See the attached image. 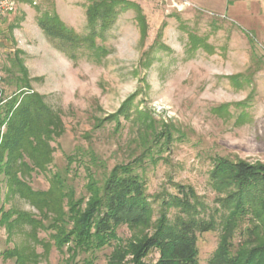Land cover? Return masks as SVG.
<instances>
[{
  "label": "rangeland",
  "instance_id": "1",
  "mask_svg": "<svg viewBox=\"0 0 264 264\" xmlns=\"http://www.w3.org/2000/svg\"><path fill=\"white\" fill-rule=\"evenodd\" d=\"M132 2L145 16V39L136 9L128 8L96 40L106 53L97 56L86 48L77 60L56 47L39 18L45 12L58 14L84 34L88 0H17L15 10L0 18L2 96L10 99L21 91L43 95L65 129L50 141L46 169L18 178L37 191L62 185L76 199L87 198L90 175L102 183L114 166L132 162L146 148L151 156L137 163L135 171L149 194L173 193L175 183L191 185L213 204L217 194L210 172L216 159L264 163V50L211 12L179 10L161 0ZM145 114L152 117L154 129L142 128ZM163 129L172 138L161 143L162 137L155 144ZM63 202L68 210L67 198ZM7 212L12 213L10 221L28 213L40 222L37 227L16 223L11 228L1 222ZM56 215L45 216L0 174V264H18L16 257L7 256L14 249L24 255V264H109L113 245L80 252L74 259L67 245L58 249L52 237ZM247 226L244 220L235 245ZM117 232L122 241L133 235L126 225ZM220 235V229L199 234V264L209 263ZM158 256L152 250L146 261Z\"/></svg>",
  "mask_w": 264,
  "mask_h": 264
},
{
  "label": "trees",
  "instance_id": "2",
  "mask_svg": "<svg viewBox=\"0 0 264 264\" xmlns=\"http://www.w3.org/2000/svg\"><path fill=\"white\" fill-rule=\"evenodd\" d=\"M88 1L84 34L68 27L58 14L45 12L39 18L44 33L69 59L77 60L79 52L86 48L97 56L106 53L96 40L104 37L119 13L128 8L136 9L145 39L147 23L137 3ZM122 114L127 117L128 112ZM140 121L144 130L154 129L152 117L146 115ZM2 127L5 131L0 132V174L8 176L19 194L45 216L49 212L57 214L52 237L58 249L67 245L71 258L113 245L109 264H199V234L220 229L219 245L208 264H264L263 162L216 159L210 184L217 195L210 204L191 185L175 183L173 193L164 190L149 194L143 177L135 171L137 163L142 164L145 157L151 156L152 150L145 148L132 162L114 166L102 183L90 175L88 197L76 199L75 193L64 192L62 185L37 191L24 178H18L19 174L26 177L33 170L46 169L51 161L50 141L65 130L60 114L50 108L43 95L21 91L6 99L0 90ZM162 137L161 143H166L172 138L171 132L163 129L156 134L154 143ZM65 198L68 210L64 207ZM11 217L12 213L7 212L1 222L11 228L16 223L37 227L40 222L28 213H19L14 221H10ZM244 220L248 226L235 245L233 240ZM122 225L133 232L127 241L118 236ZM152 250H157L159 256L147 262ZM7 256L24 264V255L18 249L9 251Z\"/></svg>",
  "mask_w": 264,
  "mask_h": 264
},
{
  "label": "crops",
  "instance_id": "3",
  "mask_svg": "<svg viewBox=\"0 0 264 264\" xmlns=\"http://www.w3.org/2000/svg\"><path fill=\"white\" fill-rule=\"evenodd\" d=\"M148 4L156 0H131ZM198 9L221 16L250 35L264 50V0H187Z\"/></svg>",
  "mask_w": 264,
  "mask_h": 264
},
{
  "label": "built area",
  "instance_id": "4",
  "mask_svg": "<svg viewBox=\"0 0 264 264\" xmlns=\"http://www.w3.org/2000/svg\"><path fill=\"white\" fill-rule=\"evenodd\" d=\"M170 7H176L179 10H187L190 7L198 8L194 3L187 0H161ZM17 0H0V18L15 10Z\"/></svg>",
  "mask_w": 264,
  "mask_h": 264
}]
</instances>
